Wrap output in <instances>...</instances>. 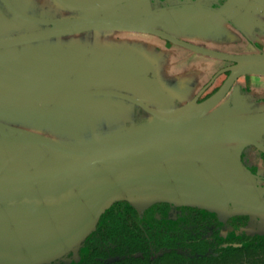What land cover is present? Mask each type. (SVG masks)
Masks as SVG:
<instances>
[{"label":"water","instance_id":"95a60500","mask_svg":"<svg viewBox=\"0 0 264 264\" xmlns=\"http://www.w3.org/2000/svg\"><path fill=\"white\" fill-rule=\"evenodd\" d=\"M51 1L83 13L40 18L0 0L13 16L0 10V264H55L76 255L116 202L140 214L158 203L225 215L264 214L262 188L247 185L250 175L223 146L252 144L264 151L253 139L264 113L226 118L212 113L238 77L264 75V53L233 56L194 46L138 24L141 16L94 17L129 0ZM16 18L45 27L7 36L8 28L15 32ZM103 30L153 35L235 66L212 96L174 107L177 94L159 80L103 76L116 71L114 63L81 61L69 47L23 48ZM228 173L240 183L218 178Z\"/></svg>","mask_w":264,"mask_h":264},{"label":"flooded vegetation","instance_id":"af4514ba","mask_svg":"<svg viewBox=\"0 0 264 264\" xmlns=\"http://www.w3.org/2000/svg\"><path fill=\"white\" fill-rule=\"evenodd\" d=\"M10 1L25 13L40 18L68 19L83 13L60 8L51 0ZM243 1L129 0L94 17L141 16L138 24L161 30L194 46L233 56L264 53L246 30L235 23L241 19L250 24L257 22L264 29V21H261L264 4L259 6L252 0ZM0 10L13 18L1 4ZM16 23L15 32H11L10 27L7 36L45 27L35 24V28L29 30L28 26L32 24L17 18ZM214 23L222 28L237 27L243 42L252 51L234 55L208 46L209 37H204L200 31ZM55 46L69 47L81 61L114 63L111 66L116 67V71H105L103 76L161 81L170 93L177 94L178 98L172 101L174 107L193 99L199 103L212 96L228 77L230 68L235 66L234 62L195 54L153 35L125 31H87L23 48L30 52ZM196 56L207 58L202 62L208 64V72L204 69L206 65L203 67L202 62L194 61ZM259 76L245 74L234 80L212 113L224 118L264 113V97L253 91L250 83V77ZM136 110L144 116L138 108H133L132 113ZM254 129L257 133L253 139L264 148V124ZM223 146L234 155L236 153L238 163L250 175L247 185L262 188L264 200V151L252 144L240 147L230 142ZM92 246L98 248V255L92 253ZM91 253L95 255V261L103 264H264V214L225 215L168 203L152 205L140 214L126 202H116L109 212L101 215L95 231L84 241L70 264H85L83 261H88Z\"/></svg>","mask_w":264,"mask_h":264},{"label":"rangeland","instance_id":"374dc122","mask_svg":"<svg viewBox=\"0 0 264 264\" xmlns=\"http://www.w3.org/2000/svg\"><path fill=\"white\" fill-rule=\"evenodd\" d=\"M239 1L244 3L243 0H239ZM221 3L223 4L222 1ZM222 4H220L221 5L220 8H222L223 6ZM26 8L27 7H25V9ZM245 20H247V18ZM261 21H264V17H262ZM235 23L236 25L246 30V32L249 34L250 38L253 40L255 44H257L261 49H264V29L259 27L257 22L255 24H250L249 21L246 22L241 19V20H236ZM215 26H216L215 23L213 26L207 25V26L202 27L200 31L204 35V37H209L208 46H211L212 48L216 50H222L228 54H234V55L241 54L242 52L245 53V52L252 51V49L248 47L247 43L243 42V38L241 37L242 35L239 33V31L236 30L237 27L231 26L228 28H225V27L222 28V27H219L218 25L216 27ZM34 28H35V24L28 26L29 30H33ZM182 54H187V53L185 51H182ZM194 59H195L194 61H197L198 64H200L202 61L205 62V60H207V58L201 57V56H196ZM203 62H202V64H204L203 67L206 65L204 69L205 71L208 72L209 66L208 64L203 63ZM250 78H251L250 83L252 82L251 84L252 90L255 91L259 96L264 97V75H260L259 77H250ZM43 134L47 136L55 137L58 139H62V140H68L67 138H64V137L55 136L51 134L50 132H43ZM24 154L25 152L24 153L23 152L21 153L13 152L12 153L13 156L15 155L22 156ZM230 174L231 173H228L229 177L226 175V176H221L218 178L220 180L227 181V182L234 183V184L240 183L239 179L236 177L237 176L236 174L234 175H230ZM79 250L77 251V254ZM77 254L74 255L73 253H70L67 256H65L63 260H60L58 263L70 264L71 260L75 258V256L77 257ZM58 263L56 262L55 264H58Z\"/></svg>","mask_w":264,"mask_h":264},{"label":"trees","instance_id":"16d2710c","mask_svg":"<svg viewBox=\"0 0 264 264\" xmlns=\"http://www.w3.org/2000/svg\"><path fill=\"white\" fill-rule=\"evenodd\" d=\"M109 210H110V207H109V209H108V212H109ZM107 211V210H106ZM93 236V235H92ZM92 239L94 240V239H96V237H92ZM92 250V253H94L95 255H98V248L96 247V246H92V248H91ZM94 251V252H93ZM91 253V257H89V259H88V257H87V259H88V261L87 260H85V261H83L85 264H103L102 262H100V261H95L94 259H93V257L95 256L94 254H92Z\"/></svg>","mask_w":264,"mask_h":264}]
</instances>
